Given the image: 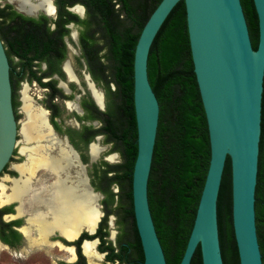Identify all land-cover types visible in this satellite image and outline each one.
Wrapping results in <instances>:
<instances>
[{
  "label": "trees",
  "instance_id": "trees-1",
  "mask_svg": "<svg viewBox=\"0 0 264 264\" xmlns=\"http://www.w3.org/2000/svg\"><path fill=\"white\" fill-rule=\"evenodd\" d=\"M76 1L85 5L87 14L83 19L76 17V21L82 25L79 33L81 54L77 62L81 65L80 59L83 58L93 80L102 85L106 107L104 111L100 110L89 94L84 95L81 105L85 113L78 115V119L97 120L100 126L83 123L79 129H67L66 132L76 149L80 147L74 142L75 135L85 137V148L96 135L102 134L108 142L119 146L122 156L119 164L103 161L98 181L92 183L104 195V215L97 233L83 238L99 236L101 243L98 249L107 251L106 259L109 261L116 257L122 262L126 261L119 254L127 252L130 247L133 260L126 262L142 264L143 253L135 226L131 194L132 171L137 153L133 61L139 34L160 0H59V3L71 4ZM240 1L255 49L258 18L253 0ZM50 22L51 19L43 14L33 17L19 12L11 3L0 6V37L10 64L14 108L16 85L24 78L47 88L48 101H52L55 95L68 97L56 87V79L42 80L53 73L65 78L60 64L67 57L64 37L68 35V30L59 24L58 19L53 29L50 28ZM101 51H104L103 55ZM13 58L17 59L16 62ZM44 62L46 68L41 69L40 65ZM147 74L159 103L158 126L147 183L148 202L166 264H178L192 228L210 158L206 117L193 71L183 0H179L172 8L153 39L148 54ZM45 107L49 110L53 108L55 114H59L56 104H45ZM51 123L61 131L53 118ZM82 160L86 161L84 155ZM112 185L119 186L121 200L127 204L125 213L131 218L130 230L133 234L130 245L125 244L126 238L118 239L119 254L109 242L105 244L104 239L107 235L104 231L106 218L111 212L108 206L117 195L112 191ZM254 208L256 233L264 264V76ZM9 223L0 221V226ZM217 225L223 264H238L231 219L229 159L217 197ZM14 233L20 238L17 232ZM1 234L3 237L6 235L4 230H1ZM80 241H63L77 246L78 260L74 264H86L80 253ZM191 264H201L199 249L195 251Z\"/></svg>",
  "mask_w": 264,
  "mask_h": 264
},
{
  "label": "water",
  "instance_id": "water-1",
  "mask_svg": "<svg viewBox=\"0 0 264 264\" xmlns=\"http://www.w3.org/2000/svg\"><path fill=\"white\" fill-rule=\"evenodd\" d=\"M178 1L160 0L145 22L134 51L133 105L137 153L132 171L131 194L135 226L143 253L142 264H166L147 194L159 118V103L148 79L147 61L156 33ZM183 1L193 71L206 117L210 158L192 228L178 264H191L197 249L201 264H223L217 225V197L227 159L231 170V219L238 264H263L256 233L254 201L264 76V0H253L258 18L255 49L240 0ZM7 2L14 4L15 1ZM14 7L27 14L18 8L16 2ZM71 71L78 82L72 68ZM9 72L10 64L0 37V174L11 162L17 146L18 127ZM92 83L96 86L94 81ZM92 99L100 110H105L102 91L98 101L93 96ZM77 108L81 114L78 104ZM65 139L85 166L77 150L67 137ZM85 177L91 190L96 192L86 172ZM26 218L23 217L22 226L27 225ZM100 220L92 231H87L89 235L96 232ZM82 232L69 240L54 230L46 240L72 246L75 250L74 245H67L52 237L59 235L73 242ZM88 240H93L95 246L98 243V238L83 239L81 249L84 256L83 244ZM0 244L8 248L1 240ZM100 254L103 257L104 254Z\"/></svg>",
  "mask_w": 264,
  "mask_h": 264
},
{
  "label": "bare ground",
  "instance_id": "bare-ground-1",
  "mask_svg": "<svg viewBox=\"0 0 264 264\" xmlns=\"http://www.w3.org/2000/svg\"><path fill=\"white\" fill-rule=\"evenodd\" d=\"M14 1L22 9H42L47 13L53 11L49 0H34V3L31 0ZM63 70L69 79L76 82L67 61ZM85 80L92 93L90 94L98 101L101 96L100 89L93 85L87 74ZM60 86L68 92L63 82H60ZM27 91V88L22 90L20 109L24 116L18 121V133L24 142L19 152L25 159L14 165L19 172L18 178L6 177L9 185L0 182V205L17 201L16 215L27 217V225L20 228L26 240L22 252H31L32 249L48 251L51 246H58L68 254V260L72 261L75 259L72 246L47 242L46 237L57 230L63 237L71 240L82 231H92L102 216L97 205L98 196L87 184L86 165L78 160L65 137L55 132L49 120H46L47 109L37 104ZM65 103L70 109L80 112L75 102L69 100ZM90 144L89 154L94 160L103 147L97 142ZM38 171L42 173L32 186L30 178H34ZM71 172L75 174L72 176ZM92 241L84 242L83 253L89 264H102V254L98 253ZM4 248L0 244V249Z\"/></svg>",
  "mask_w": 264,
  "mask_h": 264
},
{
  "label": "rangeland",
  "instance_id": "rangeland-1",
  "mask_svg": "<svg viewBox=\"0 0 264 264\" xmlns=\"http://www.w3.org/2000/svg\"><path fill=\"white\" fill-rule=\"evenodd\" d=\"M5 3H7V0H0V6H3ZM41 12H42L41 10H34V11H30L27 14L36 15ZM71 31H73L72 33H75V36L74 37L72 36L73 38L69 36L68 38H65V43L67 46L66 60L72 65V67L75 68L76 72L80 76V77L78 76L79 82L75 83L73 81H68V79L65 76V79L63 81L67 83L68 85L66 86V88L68 89V92L65 91L64 87H61L60 85H57V87L60 88V90L64 94L71 96L70 101H73L76 104H79L81 102L82 97L84 96V92L86 94H90V92L87 89L86 82L83 76V73L85 72L87 74V71L85 70L84 66L78 64L77 62V58L80 56V48H79V44L77 40V26H71ZM103 54H104V51H101V55ZM16 60H17L16 58H13L14 62H16ZM80 63L83 64V61L80 60ZM40 68L43 69L44 64H41ZM55 78L56 80L59 81L57 77ZM43 80L45 81L47 80V78H44ZM96 87L104 93L105 105H106V95H105V91L102 85L97 83ZM112 87H114L113 84H112ZM24 88H27L28 90L27 94L30 97H32L34 101L40 106H42L43 108L47 109L45 107V104H49V103H54L58 106L59 111H60V116L57 117L54 121L57 122V124L61 128V131L59 132L60 135H64L63 133L67 129H70V130L79 129L83 123L86 125H92L93 127L100 126V123L97 120L84 121V122L79 120L77 116L80 113H78L74 109H69L66 103H64V100L62 98H54L52 101H48L47 99V93L49 92L48 89L41 87L36 81H29L28 79L24 78L22 81H19L17 83L16 91L14 93V100L16 103V106L14 108V113L17 119V127H18V121L22 119L24 116L22 110L20 109L21 95H22V90ZM47 110L50 112L49 109ZM92 142H97L98 145L103 147V150L101 151L99 156L96 159L92 160L89 154V147L86 146L84 148L83 146H80V149H81L80 158L81 156L84 155V158L86 159V161L83 162L86 164L85 172L89 177L90 183L92 184L94 182V184H96L98 181L97 176L100 173V171L103 169L102 162L106 161L109 164H119L122 162V156H121L119 146L115 145L112 142H108L106 140V137L102 134H99V136H95ZM23 144L24 142L22 141L21 135L17 133V146L15 148V152L11 159V162L8 164L7 169L2 174H0L1 183H4L5 185H9L10 183L5 180L6 177H17L18 176V173L14 171V169L12 168V165L15 163H21L22 161H24L25 159L24 155H22V153H19V150L23 146ZM105 158H108V159H105ZM111 188H112V191L115 192L117 195L114 197L115 198L114 202L108 206V209H110L111 212L106 218L104 231L107 232V235L106 237H104V239H105V244L109 242L111 245H114L115 243L114 235L117 236L118 232L120 234V230H121V235L123 234V238H125V234L126 235L131 234V230H130L131 218L127 217L125 213L127 204L125 201L121 200V194H120L121 192H120L119 186L112 185ZM94 190L96 191L97 196H98L97 205L99 206V209L102 212V216H101V219H102L104 215V208H105L102 203L104 199V195L100 191H97L95 188ZM9 218L10 217H7L4 220H9ZM124 229H125V232H124ZM20 235L22 234L20 233ZM110 238H112L111 241H110ZM25 246H26V242L23 239L21 242L22 248L12 249V250L11 249L9 250L7 248L0 249V264H63L69 261L68 254L62 251L61 249H59L58 246H51L48 251H46L45 249H34L31 252L21 253V249H23ZM96 246H95L96 250L101 253V251L98 249L99 245H96ZM104 260L105 258L103 256L100 262L102 264H105ZM87 264L89 263L87 262Z\"/></svg>",
  "mask_w": 264,
  "mask_h": 264
},
{
  "label": "flooded vegetation",
  "instance_id": "flooded-vegetation-1",
  "mask_svg": "<svg viewBox=\"0 0 264 264\" xmlns=\"http://www.w3.org/2000/svg\"><path fill=\"white\" fill-rule=\"evenodd\" d=\"M50 1V3H52L51 4V6H52V8L54 7V10L51 12V13H47V12H45L44 10H42V9H28V8H25V9H22L21 7H19L20 9H22V10H24V11H26V12H30V11H33V10H41L42 12L41 13H38V14H36V15H29V16H33V17H37V16H39V15H41V14H43V15H46L47 17H49L50 19H51V22L49 23V25H50V28L51 29H53V28H55L56 27V20L58 19V22H59V24L60 25H62V27L64 28V29H67L68 30V35H66L65 37H64V42H65V38H68V36L69 37H72L73 36V31H71V26H77V40H78V44H79V48H80V54H81V46H80V42H79V33H80V30L82 29V25H80L76 20V17L78 18V19H83V18H85L86 17V7H85V5H83L82 3H80V2H74V3H68V2H63L62 4H60L59 3V0H49ZM16 2V1H15ZM31 3H34L35 1L34 0H31L30 1ZM8 3V2H7ZM18 3V2H17ZM13 6H14V4H13ZM15 8V7H14ZM50 14V15H49ZM26 15H28V14H26ZM72 34V35H71ZM74 36H75V33H74ZM73 36V37H74ZM72 37V38H73ZM66 44V43H65ZM66 48H67V46H66ZM81 61H83V64L81 63V65L82 66H84V68H85V70L87 71V76L90 78V80H92V81H94L93 80V78H92V76H91V74H90V72L88 71V68H87V64H86V62H85V60L83 59V58H81L80 59ZM66 59H64L62 62H61V64H60V68H61V70L63 71V73H64V75L66 76V74H65V72H64V70L62 69L63 67V65H64V63H66ZM68 62V61H67ZM42 64H44V68L43 69H45L46 68V63L44 62V63H42ZM68 64H69V67H71L72 69H73V71H74V73H75V75H76V77H77V79H78V82H79V75H78V73L76 72V70H75V68L74 67H72V65L68 62ZM70 68V69H71ZM85 72L83 73V76H84V80H85ZM79 76V77H78ZM55 77H57L58 79H59V81L57 80V83H56V87H57V85H60V82H62L64 79H62L59 75H58V73H53L52 75H50V76H47V77H44V78H47V80H49V79H56ZM43 78V79H44ZM66 78H67V76H66ZM42 79V80H43ZM68 79V78H67ZM71 79V78H70ZM47 80H45V81H47ZM73 82H75V80H73V79H71ZM44 81V80H43ZM69 81V80H68ZM64 82V81H63ZM77 81L75 82V83H78ZM85 82H86V80H85ZM95 82V81H94ZM65 83V82H64ZM96 83V82H95ZM65 85H67V83L65 84ZM63 86V85H62ZM68 86V85H67ZM86 86H87V82H86ZM58 88V87H57ZM69 88V87H68ZM47 89V88H46ZM87 89H88V87H87ZM89 92H90V90H89ZM91 93V92H90ZM64 94V93H63ZM92 94V93H91ZM91 94H89L90 95V97L92 98V95ZM64 95H66V94H64ZM84 95H86V93L84 92ZM68 96V95H67ZM69 97V96H68ZM68 97H65V98H62L63 100H64V103H65V101H69L71 98H68ZM54 98H61V97H59V95H55V97ZM94 101V100H93ZM79 105V107H80V109L82 110V113L81 114H79V115H83L84 113H85V110H84V108L82 107V105H81V102L78 104ZM42 107V106H41ZM68 107V106H67ZM52 108V107H51ZM69 108V107H68ZM45 109V108H44ZM70 109V108H69ZM46 110V109H45ZM47 111V110H46ZM47 114H48V111H47ZM53 114H55V110L52 108V109H50V112H49V120H50V122H51V119L53 118L54 120L57 118V117H59L60 116V111H59V114H55L54 115V117H52V115ZM48 117V116H47ZM47 121H48V118L46 119ZM83 121V120H82ZM92 121H94V120H92ZM84 122V121H83ZM48 124V123H47ZM52 124V123H51ZM49 125V124H48ZM50 126V125H49ZM52 126H53V124H52ZM53 128L55 129V127L53 126ZM55 131L60 135V131H58L57 129H55ZM64 135H61V136H64V137H67V139H68V141L71 143V137L69 136V133H67L66 131L63 133ZM59 137V136H58ZM84 138L85 137H81L80 135H75L74 136V142H76L77 143V145H78V147H80V146H83V141H84ZM92 143V142H91ZM89 144V143H88ZM71 145L75 148V145L73 144V143H71ZM91 145V144H90ZM76 149V148H75ZM77 150V152H79V156H80V154H81V150L80 149H76ZM15 152V151H14ZM19 153H21V152H19ZM24 158H25V156H24ZM12 159V158H11ZM81 161H82V156H81ZM83 162V161H82ZM16 164H19V163H15V164H13L12 165V168L14 169V171L15 172H17L18 173V176L17 177H15V178H18L19 177V172L16 170V168H14V165H16ZM7 167H8V165H7ZM7 167H6V169H7ZM5 169V170H6ZM4 172V171H3ZM2 172V173H3ZM1 173V174H2ZM41 171H38V172H36L35 173V176H34V178H30V181H31V185L32 186H34V183H35V180H36V178H38L40 175H41ZM75 174V173H74ZM74 174H72V172L70 173V175H74ZM71 176V177H72ZM10 178H12V177H10ZM91 184V183H90ZM92 185V184H91ZM93 186V185H92ZM95 194H97V193H95ZM4 205H6V206H4ZM14 205H18V202L17 201H13V202H10L9 204H3V206L1 205L0 206V209H1V211H0V221H2V222H10L8 225H6V226H0V240L3 242V243H5V244H7L8 245V248L7 249H18V248H22L21 247V242H22V240L24 239V237L22 236L23 234L20 232V228H21V226H22V224L24 223V220H23V217H25V216H22V215H16V206H15V209L13 208L14 207ZM102 213V212H101ZM102 215V214H101ZM7 217H10L9 218V220H4V219H6ZM101 217V216H100ZM98 227H99V224H98ZM98 227H97V229H98ZM97 229H96V232L94 233V234H92V235H95L96 233H97ZM1 230L3 231L4 230V232H5V236L3 237L2 236V234H1ZM83 230H85V229H83ZM14 232H17L19 235H20V233L22 234V235H20V238H17V236L15 235V233ZM124 232H125V229H124ZM92 235H89L88 234V232L87 231H83L82 233H81V235L79 236V238L78 239H76V240H79V239H81V241H80V243H79V248H80V253L82 254V249H81V242H82V240L83 239H89V238H86V237H84L83 238V236H92ZM94 238H98V243H97V245H100V243H101V240H100V238H99V236H97V237H94ZM114 238H115V243H114V245H112V247H115L116 249H115V251L119 254V249H118V247H117V241H118V239H125V244L126 245H130L131 244V242H132V238H133V234H132V232H131V234H129V235H126L125 236V238H123V234L121 235V230H120V234H119V232H118V235L116 236V235H114ZM113 238V239H114ZM46 239H47V237H46ZM52 239H58V240H62V241H64V239L61 237V236H59V235H55V236H53L52 237ZM73 239V238H72ZM93 239V238H92ZM111 239L112 238H110V241H111ZM25 242H26V240H25ZM57 242V241H56ZM92 242H94V241H92ZM95 243V242H94ZM68 245H74L75 246V250L73 249V251H74V254H75V258H76V260L74 259V260H72V261H68L67 263L68 264H74L77 260H78V254H77V246H76V244H68ZM4 247V246H3ZM68 247H71V246H68ZM97 247V246H96ZM99 247V246H98ZM96 249V248H95ZM32 250H34V249H32ZM31 250V251H32ZM83 251H84V245H83ZM30 252V251H29ZM21 253H22V249H21ZM98 253H99V251H98ZM101 253H103L104 255V258H105V260H104V263L105 264H129V263H127L126 261H128V260H133V255L131 254L132 253V248H128V251L127 252H122V253H120L119 255L121 256V257H125V260L126 261H120L117 257L113 260V261H109V260H107L106 259V253H107V251H103V252H101ZM77 254V255H76ZM77 256V257H76ZM82 256L84 257V259H85V263L87 264V262H86V258H85V256L82 254ZM73 261H75V262H73ZM132 264H136V263H132Z\"/></svg>",
  "mask_w": 264,
  "mask_h": 264
}]
</instances>
